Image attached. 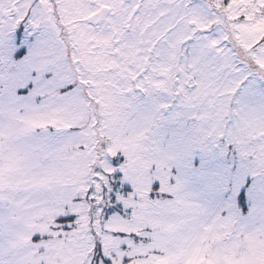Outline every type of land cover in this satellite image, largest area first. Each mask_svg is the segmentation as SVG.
Here are the masks:
<instances>
[{
	"label": "snow or ice",
	"instance_id": "1",
	"mask_svg": "<svg viewBox=\"0 0 264 264\" xmlns=\"http://www.w3.org/2000/svg\"><path fill=\"white\" fill-rule=\"evenodd\" d=\"M0 264H264V0H0Z\"/></svg>",
	"mask_w": 264,
	"mask_h": 264
}]
</instances>
